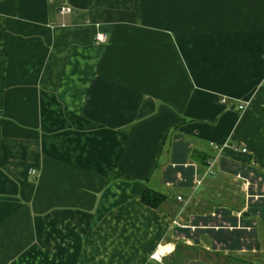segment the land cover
<instances>
[{
	"label": "crops",
	"instance_id": "1",
	"mask_svg": "<svg viewBox=\"0 0 264 264\" xmlns=\"http://www.w3.org/2000/svg\"><path fill=\"white\" fill-rule=\"evenodd\" d=\"M159 243L264 264V0H0V264Z\"/></svg>",
	"mask_w": 264,
	"mask_h": 264
},
{
	"label": "built area",
	"instance_id": "2",
	"mask_svg": "<svg viewBox=\"0 0 264 264\" xmlns=\"http://www.w3.org/2000/svg\"><path fill=\"white\" fill-rule=\"evenodd\" d=\"M63 10L68 11L70 8H63ZM95 40L98 43H105L108 40V35L103 32H98L95 36ZM223 102H226V99L222 100ZM246 108V105L243 103L238 104V110L244 111ZM216 148H219L218 145L214 144ZM246 151V149H243ZM30 173L35 174L36 170L32 169L30 170ZM207 173H212V168H208ZM181 199V196L179 197ZM174 246L171 243H159L155 249V251L150 256V262L149 264H161L164 261V258L169 255L171 252H173Z\"/></svg>",
	"mask_w": 264,
	"mask_h": 264
},
{
	"label": "trees",
	"instance_id": "3",
	"mask_svg": "<svg viewBox=\"0 0 264 264\" xmlns=\"http://www.w3.org/2000/svg\"><path fill=\"white\" fill-rule=\"evenodd\" d=\"M116 178H123V176L120 173H117L112 170L109 179L111 181ZM142 200L145 204L151 207L159 208L162 203L166 200V195L150 188H146Z\"/></svg>",
	"mask_w": 264,
	"mask_h": 264
},
{
	"label": "rangeland",
	"instance_id": "4",
	"mask_svg": "<svg viewBox=\"0 0 264 264\" xmlns=\"http://www.w3.org/2000/svg\"><path fill=\"white\" fill-rule=\"evenodd\" d=\"M177 151H178V153H176V154L180 155V153H179V152H180V150H177Z\"/></svg>",
	"mask_w": 264,
	"mask_h": 264
}]
</instances>
